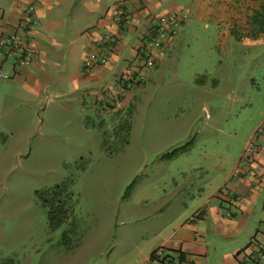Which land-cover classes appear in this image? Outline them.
<instances>
[{
  "label": "rangeland",
  "instance_id": "rangeland-1",
  "mask_svg": "<svg viewBox=\"0 0 264 264\" xmlns=\"http://www.w3.org/2000/svg\"><path fill=\"white\" fill-rule=\"evenodd\" d=\"M200 1L153 15L140 32L128 30L136 12L117 4L114 33L91 39L90 51L74 54L68 67L63 54H44L23 28L5 37L0 264H123L124 256L131 264L147 222L139 207L145 195L153 201L163 189L162 177L176 176L165 201L177 204L172 218L183 217L191 176H228L246 137L257 124L250 140L264 132V35L247 36L249 17L264 0H231L225 13L204 7L195 13ZM171 13L185 14L175 20V35L161 24ZM13 62L50 67L52 83H64L61 95L15 81L8 73ZM111 64L96 80L100 67ZM247 154L242 149L231 176L252 170ZM56 186L64 191L52 199ZM45 197L68 211L56 229L48 225Z\"/></svg>",
  "mask_w": 264,
  "mask_h": 264
},
{
  "label": "crops",
  "instance_id": "crops-1",
  "mask_svg": "<svg viewBox=\"0 0 264 264\" xmlns=\"http://www.w3.org/2000/svg\"><path fill=\"white\" fill-rule=\"evenodd\" d=\"M229 1L202 0L195 5V13L197 9L203 12L204 8L207 12L211 8L212 13L216 9L225 13ZM125 3L136 12L133 15L136 20L128 30L140 32L147 28V22L155 17L153 15L185 7L190 0H0V44L6 36L10 39L9 33L23 28L27 36L37 39L44 54L57 51L63 54L65 61L69 60L64 62L68 67L74 54L89 50L91 39H98L104 33H114L117 21L114 7ZM26 9L29 11L27 14L24 12ZM123 30L126 31L125 27L120 29L121 32ZM14 52L18 54L16 50ZM81 61L80 58V67ZM0 63L1 71L6 60L0 58ZM12 64L14 66V62ZM37 64L22 69L14 66L8 73L13 74L15 81H24L31 87H48L53 93L61 95L64 83H52L53 79L48 75L51 68ZM80 67L74 71L75 82L81 77ZM111 69L113 64L101 66L95 79L104 80ZM52 104L55 105V102ZM257 127L258 124L255 129ZM254 130L240 145L228 176H207L205 181L191 176L190 211L187 215L172 218L177 204L165 201L172 186L169 182H173L176 176L162 177L165 185L154 193L153 201L145 195L146 199L142 200L143 205L139 209L140 216L147 222L139 237V246L135 247L141 254L131 264H264V147L256 152L245 151ZM256 144L264 146V132L259 134ZM242 149L249 153L252 170L244 168L242 172L247 171L245 176H231L238 166ZM202 166L209 169L207 165ZM158 249L161 251L156 255ZM122 259L123 264H129L125 256Z\"/></svg>",
  "mask_w": 264,
  "mask_h": 264
},
{
  "label": "trees",
  "instance_id": "trees-1",
  "mask_svg": "<svg viewBox=\"0 0 264 264\" xmlns=\"http://www.w3.org/2000/svg\"><path fill=\"white\" fill-rule=\"evenodd\" d=\"M248 25V33L247 36L254 35L255 39H258L264 35V4H260L258 8L253 10L252 15L249 17ZM233 34L234 30L231 31ZM64 189L60 186H56L52 192L50 193L51 198H55L58 193H61ZM43 204L48 209V225L51 229H56L60 227L66 220L68 211L63 206L65 203L52 201L50 202L46 197L42 199ZM155 253V252H154ZM152 254V256L154 255Z\"/></svg>",
  "mask_w": 264,
  "mask_h": 264
},
{
  "label": "built area",
  "instance_id": "built-area-1",
  "mask_svg": "<svg viewBox=\"0 0 264 264\" xmlns=\"http://www.w3.org/2000/svg\"><path fill=\"white\" fill-rule=\"evenodd\" d=\"M29 9V8H28ZM26 9V10H28ZM183 18H185V14H183L182 17L178 16L176 13H171L170 15V18H163L161 19V24L165 25V26H168L167 27V31L173 35H175L176 31L174 29V27L176 26L177 22H175V20H179V22H182L183 21ZM162 36V34L160 36H158L156 39H160V37ZM12 40H16V35L12 38ZM150 57V56H149ZM7 77V75H3L2 72L0 71V78L1 77ZM256 136V135H255ZM258 137V136H257ZM257 137H254L253 136V139L250 140V142H248L246 148H245V151H252V152H256V151H259V150H263V145H260L258 146V144H256L257 142ZM254 139H256V141H254ZM250 149V150H249ZM225 189V188H224ZM157 254L156 255H159L160 254V251H157L156 252Z\"/></svg>",
  "mask_w": 264,
  "mask_h": 264
},
{
  "label": "clouds",
  "instance_id": "clouds-1",
  "mask_svg": "<svg viewBox=\"0 0 264 264\" xmlns=\"http://www.w3.org/2000/svg\"><path fill=\"white\" fill-rule=\"evenodd\" d=\"M127 18H129V15H127ZM128 20V19H127Z\"/></svg>",
  "mask_w": 264,
  "mask_h": 264
}]
</instances>
